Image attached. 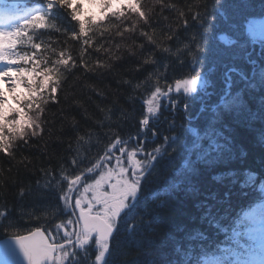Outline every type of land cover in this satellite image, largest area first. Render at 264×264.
Here are the masks:
<instances>
[{
    "label": "snow or ice",
    "instance_id": "6c2138e0",
    "mask_svg": "<svg viewBox=\"0 0 264 264\" xmlns=\"http://www.w3.org/2000/svg\"><path fill=\"white\" fill-rule=\"evenodd\" d=\"M156 2L177 11L175 4ZM88 4L100 14L86 18ZM236 7L214 0L209 11L203 0L196 12L187 4V12L178 11L176 27L183 31L168 26L171 35H165L172 44H182L187 74L168 83L159 71L167 69L160 57L171 49L159 47L154 38L159 21L142 10L140 0H0V153L10 160L44 133L45 109L50 102L59 103L65 73L78 66L92 71L83 61L90 51L89 32L96 35L109 14L130 23L124 31L143 38L140 49L149 46L140 53L146 57L141 64L151 65L155 77L125 81L129 108L117 109L121 115L115 124L98 125L108 132L95 143L91 132L74 135L78 146L69 141L68 154L57 166L40 170L37 191L59 192L63 204L58 212L67 216L55 225L57 234L43 225L20 232L11 210L5 206L0 211V264H112L119 237L138 243L137 236L166 227L164 243L172 241L171 251L151 264H264V25L247 24L248 36L261 49L253 58L238 37L216 34L231 19L228 9ZM260 7L264 9V0ZM61 15L74 22L69 31L80 41L76 59L41 39L60 31ZM124 31L118 28L117 34L123 37ZM225 53L242 66L224 64ZM221 67L226 70L217 77ZM142 87L147 96L137 115L132 92ZM132 120L135 132L125 138L122 124ZM81 130L80 125L70 129ZM101 138L108 143L93 156ZM257 151L258 168L235 167ZM241 196L261 203L238 211L234 200ZM220 234L224 238L217 242L214 236Z\"/></svg>",
    "mask_w": 264,
    "mask_h": 264
},
{
    "label": "trees",
    "instance_id": "16d2710c",
    "mask_svg": "<svg viewBox=\"0 0 264 264\" xmlns=\"http://www.w3.org/2000/svg\"><path fill=\"white\" fill-rule=\"evenodd\" d=\"M202 2L203 0H165L168 5L177 6V11L170 12L162 9L156 0H140L142 10L152 13L159 21L154 29V38H157L159 47H170L171 49L168 54L160 57L167 69L161 68L159 71L165 73L168 83H174L175 79L187 74V57L180 52L182 44L179 41L172 44L166 39L165 34L171 35L168 32V26L182 32V29L176 27L178 11L183 9L187 12L188 9L184 8L187 4L192 12H196L199 10L198 5ZM207 3L208 10L211 11L214 0H207ZM228 3L237 7L228 9L231 19L227 24L218 27L216 34L228 33L238 37L242 42L247 43L249 50H253L252 38L247 34V24L251 19L264 21V9L260 7L261 0H228ZM135 19L133 17V20ZM73 23L61 15L58 21L60 31L51 30L49 36L41 37V39L51 44L56 51L65 50L76 59L80 41L72 39V32L69 29ZM75 26L78 31V23ZM130 26V23L120 22L109 14L101 27L95 29L96 35L90 31V51L85 54L83 61L89 64L92 71L89 72L78 66L72 70V73H65V81L57 93L59 103L50 102L45 109L44 133L32 138L27 146H21L12 160L0 153V211H4L5 206L11 210L20 225L18 231L24 232L27 228L43 225L53 232L55 225L65 220L66 215L58 212V208L63 204L59 199L60 193L48 189L42 192L37 191L36 180L42 175L40 170L45 167H56L61 157L68 154L69 141L72 142L73 148L78 146L76 140L73 139L74 135H83L85 131L91 132L92 142L95 143L99 134L108 132V128L98 127V125L115 124L121 115L117 109L129 108V104L126 103L129 89L125 81L135 82L142 80L145 76L152 80L155 79L152 76L153 67L141 64L146 57L141 56L140 53L141 51L146 53L149 46L145 44L143 50L139 48V45L144 43L143 38L139 36L134 38L128 31H124ZM118 28L124 31L123 37L117 34ZM105 29L107 31L101 37L99 32ZM152 31L149 29L150 34ZM101 44L103 47L99 51H92ZM219 47L221 51L224 50L223 45ZM254 47L256 49L252 51L253 58H257V47ZM158 51L159 48L157 53ZM181 59L185 60V64L180 63ZM233 62L242 66V61H232L225 53L223 63L230 65ZM99 64H104L106 67H100ZM224 70L226 69L221 67L217 72V77ZM163 83L162 79L161 84ZM132 96L135 98V114L138 115L144 110L142 100L146 98L147 93L142 87L132 92ZM77 125H80L81 131L78 133L70 131ZM122 127L121 135L127 138L129 133L134 134L136 121L132 120L128 124H122ZM107 143V140L101 138L99 147L92 149V155L95 156L98 152L102 154ZM244 143H249V141L245 140ZM258 156L257 151L245 164H237L235 167L241 170L245 167L258 168ZM234 203L238 205V211L250 204L242 196L237 197ZM32 214L40 216L41 219L30 218ZM168 230L166 227L160 233L146 232L144 236L135 238L138 243L126 241L122 235L119 237L122 241L121 246L114 253L112 264H151L153 260L158 261L161 255L171 251L172 241L164 243L166 240L164 232ZM223 238V234L214 236L217 242L222 241Z\"/></svg>",
    "mask_w": 264,
    "mask_h": 264
},
{
    "label": "rangeland",
    "instance_id": "374dc122",
    "mask_svg": "<svg viewBox=\"0 0 264 264\" xmlns=\"http://www.w3.org/2000/svg\"><path fill=\"white\" fill-rule=\"evenodd\" d=\"M25 2V0H20V3L23 4ZM119 5H117L118 7ZM84 14L85 16L90 14V15H99L100 14V9L97 8L95 5H92V4H88L86 5L85 9H84ZM252 23H254L257 28H259L261 25H264V21H261V20H257V19H251Z\"/></svg>",
    "mask_w": 264,
    "mask_h": 264
},
{
    "label": "flooded vegetation",
    "instance_id": "af4514ba",
    "mask_svg": "<svg viewBox=\"0 0 264 264\" xmlns=\"http://www.w3.org/2000/svg\"><path fill=\"white\" fill-rule=\"evenodd\" d=\"M256 47H257V53H258L261 49H260V46H256ZM252 49H253L252 51H254V49H256V48L253 47ZM165 116H169V117H171V113H167V112H166V113H165ZM53 234H54V235L57 234L56 231H55V233H53ZM59 238H60L61 241H63V239H64V237H63V231H62V230H60V232H59Z\"/></svg>",
    "mask_w": 264,
    "mask_h": 264
},
{
    "label": "water",
    "instance_id": "95a60500",
    "mask_svg": "<svg viewBox=\"0 0 264 264\" xmlns=\"http://www.w3.org/2000/svg\"><path fill=\"white\" fill-rule=\"evenodd\" d=\"M255 43H257V42H253V40H252V45H254Z\"/></svg>",
    "mask_w": 264,
    "mask_h": 264
}]
</instances>
